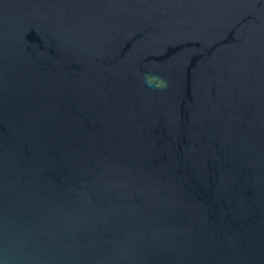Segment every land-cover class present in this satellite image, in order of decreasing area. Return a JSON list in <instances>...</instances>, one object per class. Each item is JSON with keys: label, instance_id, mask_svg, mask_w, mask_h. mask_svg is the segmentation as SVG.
I'll use <instances>...</instances> for the list:
<instances>
[{"label": "water", "instance_id": "obj_1", "mask_svg": "<svg viewBox=\"0 0 264 264\" xmlns=\"http://www.w3.org/2000/svg\"><path fill=\"white\" fill-rule=\"evenodd\" d=\"M0 264H264V0H0Z\"/></svg>", "mask_w": 264, "mask_h": 264}]
</instances>
